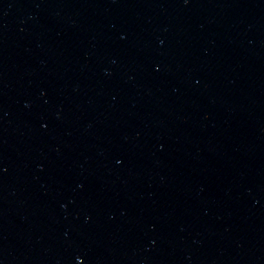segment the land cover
I'll use <instances>...</instances> for the list:
<instances>
[{
    "label": "water",
    "instance_id": "obj_1",
    "mask_svg": "<svg viewBox=\"0 0 264 264\" xmlns=\"http://www.w3.org/2000/svg\"><path fill=\"white\" fill-rule=\"evenodd\" d=\"M0 264H264V0H0Z\"/></svg>",
    "mask_w": 264,
    "mask_h": 264
}]
</instances>
